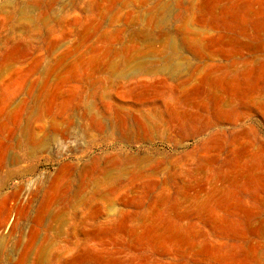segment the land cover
<instances>
[{
	"label": "rangeland",
	"instance_id": "374dc122",
	"mask_svg": "<svg viewBox=\"0 0 264 264\" xmlns=\"http://www.w3.org/2000/svg\"><path fill=\"white\" fill-rule=\"evenodd\" d=\"M0 264H264V0H0Z\"/></svg>",
	"mask_w": 264,
	"mask_h": 264
}]
</instances>
